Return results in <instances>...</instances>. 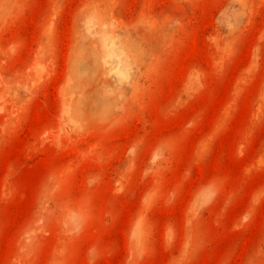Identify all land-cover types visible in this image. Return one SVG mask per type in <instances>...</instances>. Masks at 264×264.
<instances>
[{
    "label": "rangeland",
    "instance_id": "374dc122",
    "mask_svg": "<svg viewBox=\"0 0 264 264\" xmlns=\"http://www.w3.org/2000/svg\"><path fill=\"white\" fill-rule=\"evenodd\" d=\"M0 264H264V0H0Z\"/></svg>",
    "mask_w": 264,
    "mask_h": 264
}]
</instances>
